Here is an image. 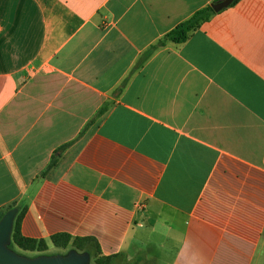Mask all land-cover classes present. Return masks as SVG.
<instances>
[{
  "label": "crops",
  "instance_id": "1",
  "mask_svg": "<svg viewBox=\"0 0 264 264\" xmlns=\"http://www.w3.org/2000/svg\"><path fill=\"white\" fill-rule=\"evenodd\" d=\"M212 2L0 0V212L23 209L24 237L91 238L110 264H264V0L131 71Z\"/></svg>",
  "mask_w": 264,
  "mask_h": 264
},
{
  "label": "trees",
  "instance_id": "2",
  "mask_svg": "<svg viewBox=\"0 0 264 264\" xmlns=\"http://www.w3.org/2000/svg\"><path fill=\"white\" fill-rule=\"evenodd\" d=\"M216 1V0H213ZM236 0H234L230 5L234 4ZM229 5V6H230ZM215 11L211 8V5L208 4L207 6L196 10L189 18L184 21L179 22L175 27L169 30L166 34L162 36L156 43L150 45L148 49L139 56L138 60L136 61L134 67L131 71L139 67L149 56L150 54L156 50L157 48L163 46L166 41H170L173 43H182L188 39V37L200 26V24L207 19H209ZM130 71V74H131ZM129 77V76H128ZM128 77H126L122 82L121 85L123 86L127 81ZM11 209L14 212V222L13 228L11 232V244L15 245L16 247L22 250L28 251H36L38 253H44L47 249V245L44 240H36L28 237H24L20 233L19 227V217L23 213V209L16 214V208L10 207L7 210ZM5 212H0V218ZM16 214V215H15ZM91 238H74L71 240V237L68 234L60 233L54 234L51 236V243L56 247L65 248L70 244V248L76 249L79 252L86 251L90 255L94 257L95 264H110L109 258L104 256H99L98 247L95 246L93 248ZM91 244L90 247H86V245ZM94 245V244H93Z\"/></svg>",
  "mask_w": 264,
  "mask_h": 264
},
{
  "label": "water",
  "instance_id": "3",
  "mask_svg": "<svg viewBox=\"0 0 264 264\" xmlns=\"http://www.w3.org/2000/svg\"><path fill=\"white\" fill-rule=\"evenodd\" d=\"M234 0H216L211 8L218 12L228 7ZM14 222V212L9 209L0 218V264H89L90 254L70 249L64 254H38L26 257L14 252L11 244V232Z\"/></svg>",
  "mask_w": 264,
  "mask_h": 264
},
{
  "label": "rangeland",
  "instance_id": "4",
  "mask_svg": "<svg viewBox=\"0 0 264 264\" xmlns=\"http://www.w3.org/2000/svg\"><path fill=\"white\" fill-rule=\"evenodd\" d=\"M9 247L16 253L26 256V257H34L35 255H37V252L35 251H27V250H22L18 247H16L15 245H9ZM65 250L61 249V248H57L54 246H50L49 249L47 251H45L43 254H64ZM94 257L92 255H90V261L89 264H95L94 261Z\"/></svg>",
  "mask_w": 264,
  "mask_h": 264
}]
</instances>
